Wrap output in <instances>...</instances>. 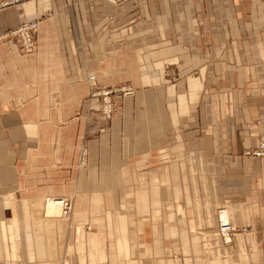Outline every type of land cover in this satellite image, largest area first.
Wrapping results in <instances>:
<instances>
[{
  "label": "crops",
  "instance_id": "obj_1",
  "mask_svg": "<svg viewBox=\"0 0 264 264\" xmlns=\"http://www.w3.org/2000/svg\"><path fill=\"white\" fill-rule=\"evenodd\" d=\"M34 19L33 49L0 39V264H264V156L236 155L264 138V0H23L0 33ZM90 72L133 89L104 128Z\"/></svg>",
  "mask_w": 264,
  "mask_h": 264
},
{
  "label": "rangeland",
  "instance_id": "obj_2",
  "mask_svg": "<svg viewBox=\"0 0 264 264\" xmlns=\"http://www.w3.org/2000/svg\"><path fill=\"white\" fill-rule=\"evenodd\" d=\"M13 1V0H12ZM9 3V2H11L10 0H0V6L1 5H3V3ZM13 3H14V1H13ZM15 3H17V2H15ZM18 25V24H17ZM16 25V26H17ZM5 32V31H4ZM5 38H7V39H9V38H11V37H6L5 36ZM12 39H14V37L12 38ZM2 40V39H1ZM14 40H16V39H14ZM96 75V74H95ZM86 84H87V87L89 88L88 90H89V96H91V93L92 92H94V91H96V92H98V93H100V94H98L97 96H93V98H95L96 100H97V102H98V104L100 105V107H98V111H97V114L95 115V120H97V122L101 125V128H104V127H106L108 124H109V122H110V120L111 119H113V117H114V114H116V113H118L117 111H119L118 110V108H117V105H116V103H118V101L121 99V98H123V95L124 94H128L129 92H132L133 91V89H131V90H127V91H124V90H121V88H123L124 86L125 87H128V88H131L130 86H127L126 84H121V83H119V84H117V86H111V85H100L98 82H97V79H96V82L94 83L93 81L91 82V81H88V76H87V79H86ZM121 84V85H120ZM103 91H107V94H105V93H103V94H101ZM103 96H107L108 97V104L110 105V110H109V113H108V116L106 115L105 117L103 116L104 115V113H102L101 112V109L103 108V102L104 101H102V98H103ZM89 120H90V118H89ZM92 121V120H91ZM258 121V120H257ZM262 122L264 123V119L262 120ZM104 130H106V129H104ZM259 140L261 141H263L264 142V138L261 136V135H259ZM256 146L255 145H253V146H251L250 148H243V149H241L239 152H237V154L236 155H239V156H252V155H254V156H264V155H255V154H252V155H247L245 152L246 151H249V150H251L252 151V149H254ZM79 156V157H78ZM77 158H78V164H77V166H79L80 165V167H82L83 166V164L85 163V160H86V150L85 149H80V151H78V154H77ZM82 164V165H81ZM74 165H76V162H75V164ZM68 196H70V195H68ZM70 197H72V196H70ZM220 210V209H219ZM219 210H218V212H219ZM47 214L48 215H50V214H57L58 215V212L57 211H55V212H52V213H49L48 212V210H47ZM54 216V215H53ZM237 230V232L239 233V232H244V230H242V229H235V226H233L232 227V230H231V233L233 232V231H236ZM239 230V231H238ZM230 233V236H231V238H232V234ZM240 234V233H239ZM242 234V233H241ZM242 235H245L244 233L242 234ZM247 240H248V238H247ZM231 244H232V242H231ZM231 244H229V245H226V246H231ZM169 258H170V263H167V264H174L175 262V258H174V255L172 254H170L169 256H168ZM182 257V256H181ZM182 262V261H181ZM180 262V263H181ZM164 264H166V263H164Z\"/></svg>",
  "mask_w": 264,
  "mask_h": 264
},
{
  "label": "bare ground",
  "instance_id": "obj_3",
  "mask_svg": "<svg viewBox=\"0 0 264 264\" xmlns=\"http://www.w3.org/2000/svg\"><path fill=\"white\" fill-rule=\"evenodd\" d=\"M10 1L11 2H9V3H13V1L14 2H20V1H23V0H13V1L10 0ZM3 4H8V2L7 3H3ZM37 19L29 20V21H21L19 23V24H21V23H27V22H34L35 23V28H34V32H33V44L29 48L30 50L34 48L35 43H36V32H37V30L39 28V24H38V20ZM17 26H15V27H17ZM87 76H88V81H91V82L93 81L94 83L96 82L95 72H90V73H88ZM121 90L127 91V90H131V88L123 87V88H121ZM103 93H107V91H103L101 94H103ZM98 94H100V93L94 91V92L91 93V96H97ZM102 101H104V102H103V108L101 109V112L104 113L103 116L105 117L106 115L108 116V112H109V105L107 104L108 103V97L107 96H103ZM258 143H260V141ZM257 144L255 146H258ZM247 155H251V154H247ZM62 197L68 199L69 202H70V208H69L70 209V212L67 215H61L60 214V211L58 210L59 208L57 206V200L56 199L57 198H62ZM44 206H46V214L45 215L47 217H49V218H50V216H53L55 214L48 215L47 214V210H48L49 213H52V212L57 211L58 212V217L61 218L62 220H69V218H70V216L72 214V211H73L72 197H70L68 195H64V196H50L49 198H46L44 200ZM218 216H219L218 231H219V234H220V237H221L222 242L224 244H227V243H229L231 241L230 233H231V229H232L231 223H230V218L228 216L227 210H224V209L221 210L219 212ZM224 221L227 222V223H229L230 229H228V230L225 229L224 231H220L219 223L220 222H224Z\"/></svg>",
  "mask_w": 264,
  "mask_h": 264
},
{
  "label": "built area",
  "instance_id": "obj_4",
  "mask_svg": "<svg viewBox=\"0 0 264 264\" xmlns=\"http://www.w3.org/2000/svg\"><path fill=\"white\" fill-rule=\"evenodd\" d=\"M35 28L34 22H27V23H21L17 27H12V29L6 30L5 32L0 34V39L6 37H11V39L14 37L16 41H18L20 49L23 51H28L29 48L33 44V32ZM107 94V93H105ZM108 104V103H107ZM109 105V104H108ZM110 110V105H109ZM109 113V112H108ZM254 149L246 151V154H255V155H264V142L260 141V143L257 144ZM57 206L58 210L60 211L61 215H67L70 212V202L68 199L62 197L57 198ZM220 231H224L225 229H230V225L227 222H220L219 223Z\"/></svg>",
  "mask_w": 264,
  "mask_h": 264
}]
</instances>
